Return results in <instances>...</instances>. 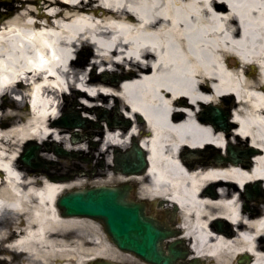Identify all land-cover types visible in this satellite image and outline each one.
<instances>
[{
    "label": "bare ground",
    "instance_id": "6f19581e",
    "mask_svg": "<svg viewBox=\"0 0 264 264\" xmlns=\"http://www.w3.org/2000/svg\"><path fill=\"white\" fill-rule=\"evenodd\" d=\"M5 1L0 264L95 259L87 239L97 247L100 238L90 235L86 220L64 218L57 208L84 177L133 184L134 196L176 210L187 261L239 264L248 256L250 264H264V0ZM225 100L229 132L202 111ZM70 106L91 129L59 124ZM31 145L41 147L44 160L51 157L47 145L88 161L44 172L22 160ZM133 145L145 154L147 169L125 175L115 154ZM229 146L257 154L250 165L187 156L209 148L223 154ZM75 169L73 181L58 178ZM257 183L261 195L250 200L246 190Z\"/></svg>",
    "mask_w": 264,
    "mask_h": 264
},
{
    "label": "water",
    "instance_id": "95a60500",
    "mask_svg": "<svg viewBox=\"0 0 264 264\" xmlns=\"http://www.w3.org/2000/svg\"><path fill=\"white\" fill-rule=\"evenodd\" d=\"M203 116L219 127H225L226 130L230 128L227 122L228 116L223 117L222 112L215 107L208 108ZM62 124L72 129L86 127V121L78 114L62 119ZM39 150L40 147H35L25 155L23 161L26 165L38 169L46 167L40 162ZM56 152L61 156H69L63 149H57ZM253 155L251 153L247 157L242 151L234 149L229 152L232 161L238 157L250 158ZM33 160H36V164L32 162ZM117 166L124 173L136 174L144 171L147 163L144 153L134 145L128 154L119 157ZM259 190V187L251 189L252 192ZM131 191L129 186L77 190L63 195L58 205L63 209L65 216H80L102 221L109 237L119 249L134 253L149 264H176L180 254L175 250L174 245L170 246V257L165 254L162 246L164 238L173 237L175 233H169L163 227L161 229L153 219L147 217L145 206L130 199ZM211 194L214 195V192L212 191Z\"/></svg>",
    "mask_w": 264,
    "mask_h": 264
},
{
    "label": "flooded vegetation",
    "instance_id": "af4514ba",
    "mask_svg": "<svg viewBox=\"0 0 264 264\" xmlns=\"http://www.w3.org/2000/svg\"><path fill=\"white\" fill-rule=\"evenodd\" d=\"M147 214L154 217L155 219L159 220L161 223L166 224L167 226H172V227H176L177 225L173 223V219L170 218V214L167 211H163L161 209H153L147 202ZM58 208V207H57ZM59 209V208H58ZM61 214V213H60ZM62 216V215H61ZM89 233L90 235H94V236H98L100 238V246H95L91 241H89V239H87L88 245L87 247L90 248L92 250V254H94L96 257L95 259L98 260H104V259H110L112 261L118 262V263H128V264H137V262H132V260L134 259V261H138L139 263L144 264L145 262H143L141 259L137 258L136 256H132L129 254H125L122 253L121 251H119L115 246H113L111 243H109L107 240L108 239H102L100 237L99 234H97L96 230H90L89 229ZM64 239H66V236H63ZM169 243L165 241V244ZM103 246H106L105 248H103ZM99 249V250H97ZM168 247L165 248V250L167 251ZM98 253H97V251ZM90 253V255H91ZM122 254H125L127 257V260H122ZM5 253L3 251H0V256H4Z\"/></svg>",
    "mask_w": 264,
    "mask_h": 264
},
{
    "label": "rangeland",
    "instance_id": "374dc122",
    "mask_svg": "<svg viewBox=\"0 0 264 264\" xmlns=\"http://www.w3.org/2000/svg\"><path fill=\"white\" fill-rule=\"evenodd\" d=\"M5 0H0V2H2V4H0V9H1V11L6 15V16H8V5H5V2H4ZM73 108H75L74 106H73ZM68 109H69V107H66L65 108V110H64V112L63 113H66V111H68ZM88 128H92L90 125H89V127ZM45 149H46V151L48 152V153H50L51 154V157H50V159L48 160V159H45V162H48L49 164H48V166L47 167H44V168H42V170H44V172H46L48 169L47 168H49L50 170H60V169H62V168H65V166H67L68 164H70V163H76V164H78V163H80L83 167L85 166V164L86 163H84L83 161H81V159H79L78 157H76V158H74V157H61V156H58V155H56V153H55V149L53 148V147H50V149L48 150V148L47 147H45ZM99 163L100 162H98V164H97V170H102V168L99 166ZM76 170V169H75ZM59 174H63V175H65L66 177H67V179H68V177H70V175L72 174V172H67V173H65V172H61V173H59ZM68 180H72V179H68ZM73 181V180H72ZM83 181V184H82V186L81 187H83V188H86V187H88V186H94V185H107V186H117V185H120V183L121 182H119V181H114V182H105L104 180H102L101 182H100V180H99V178L97 179V180H93V181H88L87 180V178H85L84 177V180H82ZM68 182H70V181H68ZM69 190H71V189H69ZM86 220V222H87V225H89L90 227H89V229L90 230H94L95 229V227H97L98 229H99V231H98V229L96 230L97 232V234H99L100 236H101V238L102 239H105V235L103 234V232H102V230H101V226L97 223V225L93 222V221H91V220H87V219H85ZM108 241V240H107ZM109 242V241H108ZM123 256H122V258L121 259H125V257H129V256H126L125 254H122ZM130 258V257H129ZM132 262H137V264H139V262L138 261H134V259L132 260Z\"/></svg>",
    "mask_w": 264,
    "mask_h": 264
}]
</instances>
